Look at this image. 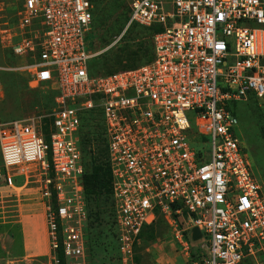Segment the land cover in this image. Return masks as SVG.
Wrapping results in <instances>:
<instances>
[{
    "label": "built area",
    "instance_id": "obj_1",
    "mask_svg": "<svg viewBox=\"0 0 264 264\" xmlns=\"http://www.w3.org/2000/svg\"><path fill=\"white\" fill-rule=\"evenodd\" d=\"M16 1L2 34L20 61L10 70L57 97L50 111L0 123L2 170L42 166L55 264L60 248L69 264L89 260L81 143L91 112L108 147L121 264H137L140 234L159 217L190 264H264V183L234 110L252 96L264 110V0H132L128 27L160 28L154 58L105 76L90 73L93 0Z\"/></svg>",
    "mask_w": 264,
    "mask_h": 264
},
{
    "label": "rangeland",
    "instance_id": "obj_2",
    "mask_svg": "<svg viewBox=\"0 0 264 264\" xmlns=\"http://www.w3.org/2000/svg\"><path fill=\"white\" fill-rule=\"evenodd\" d=\"M131 1H96L89 40L90 49L96 54L93 66L98 72L137 67L153 59L152 30L136 25L128 27ZM18 6L16 0H0V123L42 114L55 107L57 95L33 83L29 74L10 70L20 61L5 49L2 34L5 29L14 28ZM249 102L235 103L234 110L240 122L239 136L248 150L252 165L257 167L255 171L264 182V121L259 109L255 105H248ZM99 123V117L91 115L86 135H99V142L93 145L95 157L102 159L106 166L109 164L107 142ZM2 166L0 151V264H55L48 233L50 252L46 256H29L25 252L31 233L38 245L42 243L46 247V174L42 166L24 165L5 173ZM6 174L12 178L10 183L4 180ZM107 193L108 204L114 206L112 214L115 215L112 191ZM105 217L108 222L107 249L105 253L98 254L99 250L90 246L88 264H121L115 238L116 228L112 225L114 218L109 220ZM155 231V239L146 242L144 238L138 244L135 250L137 264H190L183 258L175 232L166 221L155 225ZM93 235L96 236V232Z\"/></svg>",
    "mask_w": 264,
    "mask_h": 264
},
{
    "label": "trees",
    "instance_id": "obj_3",
    "mask_svg": "<svg viewBox=\"0 0 264 264\" xmlns=\"http://www.w3.org/2000/svg\"><path fill=\"white\" fill-rule=\"evenodd\" d=\"M93 1H94V5L96 6L97 0H93ZM129 13H130V11H129ZM93 20H94V18H93ZM136 26H138V25H136ZM142 28H144V27H142ZM146 29H148V28H146ZM148 30H152V32H153L152 39H151L152 40V48H153V36L155 33L160 31V28L153 27V28H149ZM9 52L11 53L13 58H15L12 51L9 50ZM153 58H154V54H153ZM93 61L90 64V67H91L90 73L92 76H105V75L113 74L117 71L135 68V67H129V68H125V69H108L105 73H101V72H98L95 70V68L93 66ZM49 92L55 93L53 91H49ZM56 97H57V95H56ZM56 97H55V99H56ZM249 101H248L249 102L248 105H250V104L255 105L257 107V109H259L261 115L263 116V121H264V110L257 106L258 101H256V98L254 96H252L249 99ZM54 102H55V100H54ZM47 111H50V110H47ZM95 114H96L95 112L88 113L86 115V117L84 118V130L85 131H84L82 143H81L82 151H83V155H84V161H85V168H86L84 177L82 179V183L85 187V200H86V204H87V213H88V222H87V226H86V230H85L86 231V239H87L88 258H89V254H90V246L92 249H94V248L98 249L99 250L98 254H99V252L105 253V251L107 249L108 244L106 243V240H107V235H108V228H107L108 222H106L105 216H107V218H109V220L112 217L114 218L112 225H115V228H116V220H115L116 214L115 215L112 214V212L114 213V206L111 204H108V193H107V192L112 191V196H113L112 171H111L110 165L108 163L105 166V163L102 159L97 158V156L95 157L93 145L95 143L99 142V139H98L99 135H96L95 133H93L92 135H90V134L86 135V130H87L88 123H89V117L91 115H95ZM96 115L99 117L98 114H96ZM50 121H51V119H45L44 120V131L46 134V140L47 141H49L48 133H49ZM99 125L102 126L101 123H99ZM107 152H108V147H107ZM108 162H109V160H108ZM254 170H257V167L255 165H254ZM255 173L258 176V178L260 179L259 174L256 171H255ZM53 203L55 204V195L53 196ZM164 222H165L164 219L162 217H159V219L157 220V222L155 224H153L152 226L144 227L142 230V233L140 234V239L143 240L144 238H146V242L155 239L156 235H157V232L155 231V225H157L159 223H164ZM148 231L150 233H148ZM95 232H96V236L93 235V234H95ZM115 238L117 241L118 253H119V257H120L117 230L115 233ZM137 247H138V244L135 245L134 249L136 250ZM194 256L195 255H193V259L195 260L196 257H194ZM57 258L59 259L60 264H67V259L65 258L64 254H63V250L61 248L57 252ZM120 262H121V260H120ZM135 262L138 263V258H136V257H135Z\"/></svg>",
    "mask_w": 264,
    "mask_h": 264
},
{
    "label": "crops",
    "instance_id": "obj_4",
    "mask_svg": "<svg viewBox=\"0 0 264 264\" xmlns=\"http://www.w3.org/2000/svg\"><path fill=\"white\" fill-rule=\"evenodd\" d=\"M18 9H19V6H18ZM47 90L51 91L50 89H47ZM54 92L56 93V91ZM45 228L46 226L44 222V238L46 241V247H44L42 243H39L38 245V243L34 241L33 234L31 233L30 236L28 237V242H27L26 251H25L26 254L29 253V256H46L48 251L50 252V250H48L47 232ZM31 230H33L32 226H31Z\"/></svg>",
    "mask_w": 264,
    "mask_h": 264
},
{
    "label": "water",
    "instance_id": "obj_5",
    "mask_svg": "<svg viewBox=\"0 0 264 264\" xmlns=\"http://www.w3.org/2000/svg\"><path fill=\"white\" fill-rule=\"evenodd\" d=\"M202 236L200 230L198 228H194L192 231V237L194 239V241H197L198 239H200Z\"/></svg>",
    "mask_w": 264,
    "mask_h": 264
}]
</instances>
